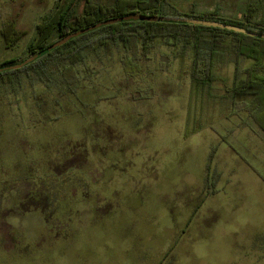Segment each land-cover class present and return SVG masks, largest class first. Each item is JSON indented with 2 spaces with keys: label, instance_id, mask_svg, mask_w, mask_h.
Returning a JSON list of instances; mask_svg holds the SVG:
<instances>
[{
  "label": "rangeland",
  "instance_id": "obj_1",
  "mask_svg": "<svg viewBox=\"0 0 264 264\" xmlns=\"http://www.w3.org/2000/svg\"><path fill=\"white\" fill-rule=\"evenodd\" d=\"M55 2L0 0V28L24 33L10 49L0 35V64L27 56ZM166 2L167 15L228 19L250 2L264 20V0ZM123 53L107 54L97 87L60 108L48 93L39 110L0 104V264H264V90L223 101L236 74L228 60L213 91L191 96L188 62L179 68L171 48L141 59L137 81Z\"/></svg>",
  "mask_w": 264,
  "mask_h": 264
},
{
  "label": "trees",
  "instance_id": "obj_2",
  "mask_svg": "<svg viewBox=\"0 0 264 264\" xmlns=\"http://www.w3.org/2000/svg\"><path fill=\"white\" fill-rule=\"evenodd\" d=\"M57 1L52 12L35 26L36 37L26 48L27 56L23 60L0 64L1 105L6 100L9 107L20 108L21 102L31 100L36 109H43L47 103L42 99L48 93L51 96L50 107L60 108L62 100L64 102L68 96H74L78 90L87 87V82L89 87H97L95 82L104 72V60H108L107 54L114 50L117 54L124 52L118 57L124 75L140 80L145 73L139 65L140 60H148L150 52L160 46L175 52L179 68L188 62L191 96L203 95L205 90L213 91L218 80L214 70L228 60L234 64L236 74L232 87L226 89L221 97L223 101L234 104L238 97L259 96L264 90L263 39L177 21L130 19L104 25L70 39L19 69H13V66L72 33L103 21L132 15L213 21L264 34V20H254L256 8L250 2L239 18L228 19L218 15L217 9L203 13L191 11L184 16L178 13L167 15L164 8L172 7L166 0H113L108 7L84 0L81 15L75 16L72 6L76 0L64 8L57 6ZM0 35L5 49H10L24 33L17 31L14 22H7L0 28ZM242 60L248 65L240 69ZM239 74L241 79H238ZM260 99L264 102V94ZM50 196L44 195V198L52 209Z\"/></svg>",
  "mask_w": 264,
  "mask_h": 264
},
{
  "label": "water",
  "instance_id": "obj_3",
  "mask_svg": "<svg viewBox=\"0 0 264 264\" xmlns=\"http://www.w3.org/2000/svg\"><path fill=\"white\" fill-rule=\"evenodd\" d=\"M135 20V19H142V20H146V21H158V20H165V21H177V22H183L186 24H191V25H197V26H205V27H214V28H219V29H225L231 32H235V33H239V34H243V35H247V36H251V37H258L264 40V34H260V33H255V32H251L248 31L246 29H242V28H238L235 26H231V25H227L224 23H219V22H213V21H204V20H199V19H185V18H157V17H149V16H137V15H132V16H126V17H121V18H117V19H113V20H107V21H103L100 23H97L93 26L87 27L83 30H80L78 32L72 33L54 43H52L51 45H49L47 48H45L44 50H42L41 52L37 53L36 55H33L31 57H29L28 59L24 60L23 62L13 66V69H19L22 66L26 65L27 63L33 61L35 58H37L38 56H41L44 53H47L49 51H51L52 49L59 47L63 44H65L66 42H68L70 39L75 38L83 33H87L89 31L95 30L101 26L104 25H108V24H112L115 22H120V21H125V20Z\"/></svg>",
  "mask_w": 264,
  "mask_h": 264
},
{
  "label": "crops",
  "instance_id": "obj_4",
  "mask_svg": "<svg viewBox=\"0 0 264 264\" xmlns=\"http://www.w3.org/2000/svg\"><path fill=\"white\" fill-rule=\"evenodd\" d=\"M199 205H200V204H197V208L200 207ZM195 208H196V207H195Z\"/></svg>",
  "mask_w": 264,
  "mask_h": 264
}]
</instances>
